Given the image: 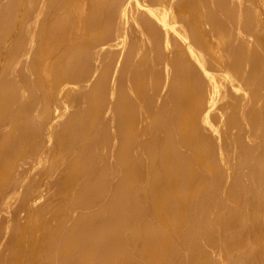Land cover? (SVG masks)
<instances>
[{"label":"bare ground","instance_id":"obj_1","mask_svg":"<svg viewBox=\"0 0 264 264\" xmlns=\"http://www.w3.org/2000/svg\"><path fill=\"white\" fill-rule=\"evenodd\" d=\"M0 264H264V0H0Z\"/></svg>","mask_w":264,"mask_h":264}]
</instances>
